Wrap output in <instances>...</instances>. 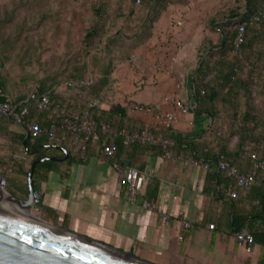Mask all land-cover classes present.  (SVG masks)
<instances>
[{
	"label": "crops",
	"instance_id": "crops-1",
	"mask_svg": "<svg viewBox=\"0 0 264 264\" xmlns=\"http://www.w3.org/2000/svg\"><path fill=\"white\" fill-rule=\"evenodd\" d=\"M222 5L220 0L171 3L154 22L151 36L123 59L134 70L121 65L120 54L114 57L107 83L100 92L104 93L100 109L109 110L120 103L127 115L137 121L170 125L175 133L183 135L206 130L212 138L214 120L198 117L194 111L192 74L205 37L217 36L206 21ZM106 55L109 61L111 56ZM90 58L91 77L86 82L93 83L106 68H102L100 54L91 53ZM68 84H57L53 90L56 94L67 92ZM132 86L138 93H130ZM28 90L22 92L12 85L9 98H17ZM88 90H81L85 97H90ZM111 92L113 101L105 104ZM174 98L185 104L187 112L177 110ZM137 104L152 105L161 113L175 111L177 117L168 123L137 110ZM14 126L10 124L11 128ZM167 138L169 145L173 143V137ZM136 143L139 142L113 157L106 156L96 142L80 157L71 152L70 143L69 157L57 160L55 168L38 178L35 189L39 199L32 207L34 212L48 222L131 251L154 264H264V216L250 212L256 204L245 196L250 187L233 198L228 194L230 182L218 176L215 161H201L156 144ZM12 153L11 137L0 135V164L8 161ZM19 157L26 163L30 160L25 154ZM115 162L132 165L145 174L136 199H130ZM9 166H4L0 176L6 178ZM18 195L24 196L19 192ZM144 199L155 207H145ZM240 220H245L243 227L256 231L250 250L235 236ZM211 223L214 228L209 227Z\"/></svg>",
	"mask_w": 264,
	"mask_h": 264
},
{
	"label": "trees",
	"instance_id": "trees-1",
	"mask_svg": "<svg viewBox=\"0 0 264 264\" xmlns=\"http://www.w3.org/2000/svg\"><path fill=\"white\" fill-rule=\"evenodd\" d=\"M12 1V0H11ZM30 0H13V6L5 10L0 8V49L11 42L6 37V28L10 27L12 37L19 25L18 8L28 4ZM34 2V0H31ZM30 1V2H31ZM131 8L127 13L118 12L116 19L125 16L131 20L135 15L134 4L143 9V16L134 24H119L109 22V0H88L94 17L85 29L84 49L87 54L93 52H106L111 56L103 76L93 83L85 78L89 65L86 62L83 70H78L77 82L70 80L67 92L56 94L54 87L57 83L37 85L40 92H49L53 99L70 97L75 101H85L86 87L91 96L98 95L107 83V74L112 69L114 57L121 52L117 45L119 40H127V48L133 49L145 41L152 34L154 22L160 14L171 4L182 0H129ZM141 9V10H142ZM264 0H226L224 4L215 9L206 21L208 27L216 33V37L207 36L199 47L198 65L193 71L195 107L198 117H211L214 120L212 138L209 131H201L191 135L175 133L170 125L166 127L137 121L129 117L125 107L116 103L109 110L97 108L96 118L99 122H110L119 127L130 130H148L163 133L165 137H173L174 141L168 148L190 155L201 161H217L220 155L238 166L254 178L261 179L254 183L245 194L247 198L256 201L250 212L264 216V171L257 169L249 172L252 166V155L257 152L264 158ZM48 12H42L41 17ZM257 16V18H255ZM137 17V16H136ZM26 22L22 23L25 25ZM244 26L240 42L236 45V37L240 26ZM115 28H117L116 31ZM125 36V38H122ZM27 59L31 58L30 49L27 50ZM73 76V77H75ZM83 81V82H82ZM80 82V84H79ZM82 82V83H81ZM75 83V84H74ZM73 85V87H72ZM71 86V87H70ZM79 88V90H76ZM83 88V89H81ZM9 91L0 70V101L10 102L15 106L16 112H21L24 106L29 108L26 118L38 119L46 130L44 134L26 139L27 130L22 123L16 122L9 114H0V135L12 139L13 153L8 161H1L0 174L4 173V166L9 164L10 172L7 177L11 192L24 196L29 189V171L34 160L44 156L64 157V149H70V131L61 127L62 118L52 111L39 108L33 101L27 99V93H21L17 98L10 99ZM14 124V128L10 124ZM54 131L50 133L53 129ZM210 131V132H211ZM26 139V140H25ZM140 145H147L136 143ZM124 138L118 137L115 144L116 155L124 149ZM20 154L30 157L26 163ZM11 162V163H10ZM59 161L52 158L39 160L34 168V187L39 177H45L55 168ZM218 176L227 178L221 171ZM227 183L230 182L227 178ZM253 211V212H252ZM246 216L243 218L245 219ZM245 226V220L238 221V227ZM256 235V231L248 228Z\"/></svg>",
	"mask_w": 264,
	"mask_h": 264
},
{
	"label": "rangeland",
	"instance_id": "rangeland-1",
	"mask_svg": "<svg viewBox=\"0 0 264 264\" xmlns=\"http://www.w3.org/2000/svg\"><path fill=\"white\" fill-rule=\"evenodd\" d=\"M30 1L18 8L17 19L21 26L19 25L12 37L11 25H8L5 35L8 39L11 38V42L0 49V70L7 90L9 91L12 85L23 92V90L37 85L62 84L70 80L76 83L78 80L75 75L78 70L84 69L83 66L86 62L89 65V70L86 72L85 78L89 80L91 77V53H86L83 40L85 29L90 25L94 14L88 0ZM220 1L224 4L226 0ZM109 4L111 8L108 16L109 22L116 21L120 25H134L143 16V9L138 4H134L136 11L131 20H126L125 16H121L117 20L116 14L118 12L127 13L131 8V2L129 0H109ZM13 5V0H0L2 12ZM43 11L49 14L41 17ZM24 22L26 24L22 25ZM126 42L125 39V42L119 40L117 43L122 52L119 59H121V65L124 68L134 70L131 64L123 60L129 57L131 52L127 48ZM29 49L31 58L27 59V50ZM97 54H100L103 59L102 68H106L109 64L106 59L108 55L104 51H98ZM134 92L138 93V90L134 86L130 87V93L134 94ZM112 101L111 92L104 103L109 104ZM5 176L8 177L9 173ZM8 186L9 184H5V188L11 192L12 188ZM31 211L38 215L33 208Z\"/></svg>",
	"mask_w": 264,
	"mask_h": 264
},
{
	"label": "built area",
	"instance_id": "built-area-1",
	"mask_svg": "<svg viewBox=\"0 0 264 264\" xmlns=\"http://www.w3.org/2000/svg\"><path fill=\"white\" fill-rule=\"evenodd\" d=\"M243 30L244 26L242 25L235 40L236 45L240 42ZM103 97L104 93H100L96 96L88 97L85 101H75L70 97L53 99L49 92H40L36 87L29 88L27 92L28 100L33 101L39 108L52 111L62 118L61 127L69 130L71 134V152L80 157H84L94 142L100 145L106 156L113 157L116 152V140L120 136L124 138L125 148L134 142H139L160 145L167 150L170 140L160 132L129 130L110 122H99L95 114L97 108H100L102 104ZM174 104L178 111L187 112V107L180 99L174 98ZM135 108L141 112L151 114L155 118H163L168 123L173 122L177 117L175 111L161 113V111L156 110L149 104H137ZM28 112L29 108L27 106H24L21 112H16L12 101H0V114L13 116L16 122L22 123L25 126L27 132L33 138L41 136L46 130L38 119H27L26 115ZM53 131L54 127L50 133ZM251 162L252 166L249 168V172L257 169L264 171V158L257 152L252 155ZM114 165L120 180L127 185L130 199H136L145 181V174L129 164L115 162ZM217 167L219 171L230 179L228 194L233 198H238L241 195V190H247L252 184L261 182V179L254 178L246 173L237 163L231 162L224 155H220ZM143 205L149 208L155 207V204L148 199H144ZM209 227L214 228V224H209ZM235 236L240 243L245 244L247 250L251 249L255 236L247 227L238 228Z\"/></svg>",
	"mask_w": 264,
	"mask_h": 264
},
{
	"label": "water",
	"instance_id": "water-1",
	"mask_svg": "<svg viewBox=\"0 0 264 264\" xmlns=\"http://www.w3.org/2000/svg\"><path fill=\"white\" fill-rule=\"evenodd\" d=\"M29 136L27 133L26 139ZM64 150V157L49 155L32 162L26 196L8 191L7 179L0 176V196L5 198L4 201L0 198V264H154L131 251L120 250L32 213L39 199L33 179L36 163L45 158L64 160L70 155L68 149Z\"/></svg>",
	"mask_w": 264,
	"mask_h": 264
},
{
	"label": "bare ground",
	"instance_id": "bare-ground-1",
	"mask_svg": "<svg viewBox=\"0 0 264 264\" xmlns=\"http://www.w3.org/2000/svg\"><path fill=\"white\" fill-rule=\"evenodd\" d=\"M1 188H3V187H1ZM5 191H7L5 188H3ZM8 192V191H7ZM0 198L4 201L5 200V198H2L1 196H0ZM28 215H31V213L29 212V211H27L26 212Z\"/></svg>",
	"mask_w": 264,
	"mask_h": 264
}]
</instances>
